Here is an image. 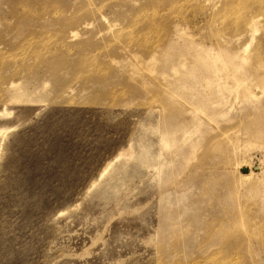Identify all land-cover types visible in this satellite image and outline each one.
<instances>
[{
	"label": "rangeland",
	"instance_id": "1",
	"mask_svg": "<svg viewBox=\"0 0 264 264\" xmlns=\"http://www.w3.org/2000/svg\"><path fill=\"white\" fill-rule=\"evenodd\" d=\"M30 1L0 0V264H264L261 172L245 178L264 170V7ZM184 38L249 44L243 83L224 78L212 109L195 100L211 86L169 101L149 67Z\"/></svg>",
	"mask_w": 264,
	"mask_h": 264
},
{
	"label": "bare ground",
	"instance_id": "2",
	"mask_svg": "<svg viewBox=\"0 0 264 264\" xmlns=\"http://www.w3.org/2000/svg\"><path fill=\"white\" fill-rule=\"evenodd\" d=\"M27 1L28 4L29 2H31L30 0ZM233 1L234 0H226V4L227 3L231 4ZM257 2L259 4L258 5L259 7L261 5H262L261 7H264V0H257ZM260 19L261 16L252 15L246 21V27L250 31L249 34H251V36L255 33L257 29L256 24L260 22ZM84 24L88 25L90 24V22H85ZM70 34H72V36L77 35L76 32H71ZM177 34L181 36L179 33ZM184 40L187 39L184 38ZM251 41H252V37H250V42ZM179 42L167 41L164 46V49L151 54L150 56L151 59L149 61L150 62L149 67H151L152 64H155L156 66L155 70L161 73L163 78L165 79L166 89L168 91H171L170 94H167L169 101H172L171 97H174L176 93L179 94L183 93L187 84L188 86L189 83L195 85L199 81V83H201L202 86L204 83V86L207 89L209 86H211L212 91L208 93V95L206 94L203 97H201V100L197 97L200 94L197 93L195 100L202 108L212 109V105H210V102L208 101L210 96L220 93L226 90L228 87H230L227 86L226 83H224L223 80L224 78L226 77L232 78L234 81L233 85H238L243 83L242 82L243 78L239 74H237V71L241 67L245 66L250 60V57L245 54V51L247 50L249 44H246L245 47L237 54H233L228 47L222 44H217L213 48L211 46H204L201 50H195V46L192 44V42L190 43V40L180 43ZM183 55H190L193 61L197 63V67L194 68L193 62H190L192 63V65L186 64V67L183 68H182L183 65L182 63L173 66L172 64L173 61H180L182 58H184ZM149 62L147 61V64ZM147 66L148 65H146V67ZM248 71L251 72L250 69H248ZM206 74L207 76L205 77H207V79L204 82H202L203 77L201 78L199 77ZM262 92H263L262 88H258L256 86V88L252 89L250 93H252L257 99H259V97L262 95ZM17 95L20 96L21 92L18 93ZM242 162H248V161L242 160ZM144 163L146 162L145 159L143 158L142 164L144 165ZM251 166L252 168L250 169V172L246 174L245 178L247 179L253 176L251 174L254 173L253 169H256L261 172V178H259L258 181L254 183L253 187H249V189L253 193L258 194L264 186V170L260 168V165L251 164ZM162 168H163L162 164H159L158 167L156 168L158 179H160L162 176L163 173L161 172Z\"/></svg>",
	"mask_w": 264,
	"mask_h": 264
}]
</instances>
